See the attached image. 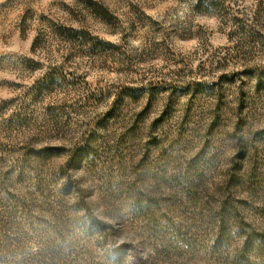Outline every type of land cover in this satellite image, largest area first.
I'll return each mask as SVG.
<instances>
[{
	"label": "rangeland",
	"instance_id": "obj_1",
	"mask_svg": "<svg viewBox=\"0 0 264 264\" xmlns=\"http://www.w3.org/2000/svg\"><path fill=\"white\" fill-rule=\"evenodd\" d=\"M130 254L264 264V0H0V264Z\"/></svg>",
	"mask_w": 264,
	"mask_h": 264
},
{
	"label": "clouds",
	"instance_id": "obj_2",
	"mask_svg": "<svg viewBox=\"0 0 264 264\" xmlns=\"http://www.w3.org/2000/svg\"><path fill=\"white\" fill-rule=\"evenodd\" d=\"M5 98L6 94H5ZM82 175V173H77V176ZM90 201H97L98 202V197L97 196H93L90 198ZM104 212V206L100 205V207L93 209V215L98 218L99 220H101L102 222L105 223H109L111 222L110 219L103 215ZM140 239H142V237H136L135 239L131 238V237H123L120 239L119 244H123L125 243V241H128L130 243L133 244H138ZM152 249H148L147 251H145L144 253H142L141 255L143 256L144 259H148V256L150 253H152ZM135 261V257L132 256L131 254L126 258V260L124 261V264H134Z\"/></svg>",
	"mask_w": 264,
	"mask_h": 264
},
{
	"label": "snow or ice",
	"instance_id": "obj_3",
	"mask_svg": "<svg viewBox=\"0 0 264 264\" xmlns=\"http://www.w3.org/2000/svg\"><path fill=\"white\" fill-rule=\"evenodd\" d=\"M194 43H195V41H192V42H191V44H194ZM191 44H189L188 46L191 47Z\"/></svg>",
	"mask_w": 264,
	"mask_h": 264
},
{
	"label": "trees",
	"instance_id": "obj_4",
	"mask_svg": "<svg viewBox=\"0 0 264 264\" xmlns=\"http://www.w3.org/2000/svg\"><path fill=\"white\" fill-rule=\"evenodd\" d=\"M69 33H73L74 31L73 30H71V29H69V31H68Z\"/></svg>",
	"mask_w": 264,
	"mask_h": 264
}]
</instances>
